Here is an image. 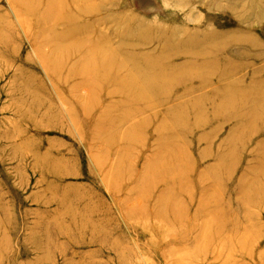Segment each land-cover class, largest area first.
<instances>
[{"label":"rangeland","instance_id":"1","mask_svg":"<svg viewBox=\"0 0 264 264\" xmlns=\"http://www.w3.org/2000/svg\"><path fill=\"white\" fill-rule=\"evenodd\" d=\"M86 30L154 88L76 77ZM0 264H264V0H0Z\"/></svg>","mask_w":264,"mask_h":264},{"label":"bare ground","instance_id":"2","mask_svg":"<svg viewBox=\"0 0 264 264\" xmlns=\"http://www.w3.org/2000/svg\"><path fill=\"white\" fill-rule=\"evenodd\" d=\"M55 6H56V4L53 1L48 3V9L50 8L48 11V14L51 17H54V19L57 20L58 22L59 21H64V22L71 21L69 18H67V16L64 17L62 15V13L64 11V5L62 3H61V7L59 8V10L58 9L55 10ZM230 7H231L230 8L231 12L234 13L236 11V8H234V6H230ZM42 12H43V10H42ZM45 13H47V11ZM45 13L43 12V14H42L43 17L46 16ZM183 20H185V19H183ZM186 22H188V21H186ZM138 23L140 25H142L143 22L138 20ZM73 30L74 29L71 28V31H73ZM84 33L85 34H83V36H84L83 39H85L90 44H89L88 48L86 49V51L82 52L84 59L79 62L78 68H76V70H75L76 71V74H75L76 77L82 78V77H88V76L93 75L94 78L96 79V81H98V82L102 81L105 84H109L112 82L111 77L119 71H125V72L129 73L130 76H131V74L134 75L137 72L138 73L137 78H135L133 80L129 79L130 80L129 86H132L137 91H143L144 89H147L149 87L154 88L151 85L156 84L157 77L155 79L146 78L140 72V71H145V69H143L145 64H143L142 61L136 59L135 57H132L133 53L126 51L124 49V46L126 45V42L124 40H122V42H121L122 44H120V46L118 44L117 47H115V46H113L112 41H110V39H108L109 35L107 33H104V34L108 38L105 37L102 33H100V31H97V30H95V31L86 30ZM196 33H201V32L197 31L194 34H196ZM210 34H215L216 36H221V35H218L214 32H210ZM62 35H64V37H62ZM62 35H58V37L56 39L55 43H57V42L59 43V44H57V45H59L58 46L59 48H57L56 45L53 47L55 49L57 48L56 51L60 50V49L62 50V48H60V43L62 44L63 41H65V39L67 38L66 33L62 34ZM205 37H208V35H206ZM228 37H230V36H228ZM235 37L237 39V36H235ZM150 38H151V40H153L152 37H150ZM103 39L105 40V42H103L104 41ZM106 39H108V40H106ZM174 39H175V35L172 33L165 32L164 34H162V40H163L164 44L169 45V48H167V50H166V55L164 53L163 57L162 56L158 57L157 61L150 65V67H152V69L157 70V71L159 70L160 75H161V73L163 74L165 83L170 82L175 76L177 77V79L179 78V71H175L176 67L173 65H170V62L173 59L180 57V55H183V56L184 55H190L189 53L192 54L191 56H195V54H197L198 52H200V51H206L207 52V49H209L208 51L210 52V54L207 53L205 55L206 52L204 53L205 56L208 55L206 57V60H205V63H207L209 61V58H211L210 55L212 54V52L210 51V48H208V47L207 48L206 47H197L196 51H186V50L179 51L172 46V41ZM212 39H215V38H212ZM226 39H228V38L227 37L219 38V41L224 40V41H222V43L225 44V43L229 42V41H226ZM79 40H81V37ZM243 40H245V37L239 38V41L242 42ZM215 41H217V40H215ZM215 41L210 40L207 42V45L208 44L211 45ZM231 41L233 42V39H231ZM101 42H103V43H101ZM234 43L237 44L240 42L234 41ZM170 46H172L173 48ZM226 46L227 45H225V46L222 45L220 48L224 49L223 51H225ZM71 47L74 51L77 50V48H75L74 45H71ZM89 48H91V49L89 50ZM94 50L96 51L95 55H99V51H101V50L105 52L104 57L101 56V59L99 61L94 62V63H96L94 68H99V71H97L96 73H92L93 69L91 68V66H89L90 57L87 58L88 56L93 55ZM50 51H52V50H50ZM50 51L47 55L48 60H49L48 61V68L50 69V72L51 73L55 72V70H56L55 68H59V70L62 68L67 69L68 65L64 63L65 60H67L66 53H63V51H62V53L60 55H58L59 57H57L55 55V53H54V55L51 56ZM218 52L214 53V55L218 54ZM84 53H85V55H84ZM112 58L118 59L119 63L117 65H112L113 67L108 68L107 66L109 65V60H111ZM204 59H205V57H204ZM159 61H164L165 62L164 64H166V66H160L159 67V65H160ZM207 64H206V66H208ZM100 69L103 71H100ZM165 69H170V70H165ZM70 70L71 69H68L67 75L70 72ZM234 71H235L234 69L228 68L225 66L223 68V75H227V76L233 75ZM156 76H158V75H156ZM142 110L144 111V108L140 110V113L142 112ZM130 114H131V116H135V114H133V112Z\"/></svg>","mask_w":264,"mask_h":264}]
</instances>
